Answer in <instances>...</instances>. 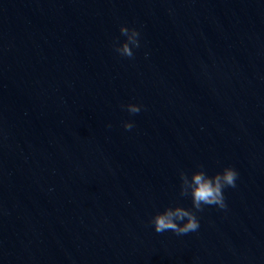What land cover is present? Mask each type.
Returning a JSON list of instances; mask_svg holds the SVG:
<instances>
[{"label": "water", "instance_id": "obj_1", "mask_svg": "<svg viewBox=\"0 0 264 264\" xmlns=\"http://www.w3.org/2000/svg\"><path fill=\"white\" fill-rule=\"evenodd\" d=\"M199 165L226 209L156 233ZM0 264H264V0H0Z\"/></svg>", "mask_w": 264, "mask_h": 264}, {"label": "clouds", "instance_id": "obj_2", "mask_svg": "<svg viewBox=\"0 0 264 264\" xmlns=\"http://www.w3.org/2000/svg\"><path fill=\"white\" fill-rule=\"evenodd\" d=\"M120 34L125 38L113 41L114 51L120 56L128 59L134 58L133 49L141 46V33L136 27L121 25ZM130 114H138L142 105L128 103L121 105ZM110 127V125H109ZM134 124L131 121H125L123 128L131 130ZM179 196L190 197L191 208L183 206H168L163 211L157 212L149 221L156 233L173 232L176 235H186L195 232L200 227V221L197 213L202 212L204 206H216L220 209H226L227 205L224 197L225 188H235L238 179V172L235 168L224 167L222 171L214 175H208L202 165L197 166V170L192 171L191 175L181 170L179 171Z\"/></svg>", "mask_w": 264, "mask_h": 264}]
</instances>
